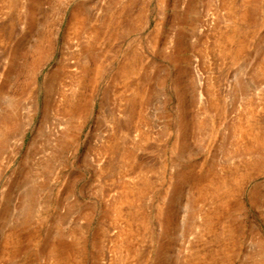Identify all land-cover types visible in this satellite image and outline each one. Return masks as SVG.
<instances>
[{
  "label": "rangeland",
  "instance_id": "1",
  "mask_svg": "<svg viewBox=\"0 0 264 264\" xmlns=\"http://www.w3.org/2000/svg\"><path fill=\"white\" fill-rule=\"evenodd\" d=\"M222 1L0 0V114L9 118L0 132V246L19 209L31 213L0 264H49L48 239L71 251L63 264H264V72L256 68L264 0L249 3V20L236 21L228 40ZM75 14L111 16L115 28L76 36ZM87 46L93 58L78 60ZM81 59L87 74L72 86ZM124 59L135 64L134 81L155 72L136 116L125 114ZM71 95L78 107L67 110ZM114 120L125 134L112 170L109 149L100 150ZM198 173L209 181L192 204Z\"/></svg>",
  "mask_w": 264,
  "mask_h": 264
},
{
  "label": "bare ground",
  "instance_id": "2",
  "mask_svg": "<svg viewBox=\"0 0 264 264\" xmlns=\"http://www.w3.org/2000/svg\"><path fill=\"white\" fill-rule=\"evenodd\" d=\"M254 1L255 0H242L241 1V7L239 9H236L234 0H223L222 1V3H223L222 5H224L226 8V14H225V17L223 19L229 20L233 24L231 30L225 36V38L227 40L230 38H233L234 36L237 35V33H236L237 31L235 32V29H233V26L237 27L236 21H238V20L248 21L249 20V15H250V11H251V9L249 8V3H252ZM112 19L113 18H111V16H110V17H107L106 19L104 18L101 21L97 22V21H92L86 15L84 16L81 14H75L73 16L71 22H70L71 30H73V32L76 36H79V35L85 36V37L93 36L94 38H98L99 36L103 35V32H108V31H110L111 28H115L114 24L116 23V21L114 23L115 19H113V20ZM177 20L179 23H182V22L186 21V16L182 14V15L177 17ZM216 28L218 29L219 27L217 26ZM109 36H111V34ZM201 42H203V41H201ZM201 42H200V44H201ZM174 43L176 44V46H178L179 44L181 46L183 43V39L181 37L177 36V38L174 40ZM241 51H242V45L239 44V47L237 48V53H240ZM90 52H91V50H90L89 46L84 47L82 50H80V52L78 54L79 55L78 60L80 59V57L82 55L84 58H86V59L88 58L87 60H89V57H90V59H92L93 55H91ZM262 52H264V49ZM83 61H84V59L83 60L81 59L80 61H78L79 71L72 72L70 75L72 86L81 85L80 83H83V81L86 77L88 67H86L83 64ZM132 62L126 61V60L123 61L119 65L120 67H119L117 74L120 78L124 79V83L122 84L123 85L122 90L128 91V92L124 93V96H126V97L128 96L127 101H126V105H128V111H125V114H126V112L127 113L129 112V115H131V116L135 115L136 116V114L138 113L136 111V100H137V98H139V100H140L143 97V93H144V89H145L144 80L147 81V79L152 78L151 76L155 72L151 71L149 74L145 73L143 75V77H139L138 80L134 81L132 74L136 72V70H135L136 67L134 68L135 64H133ZM256 68L257 69L259 68L264 72V53H263V55L259 56V59L256 62ZM56 76L58 78H60L61 73L57 72ZM56 81H58V80H56ZM208 92H210V91L208 90ZM126 93H127V95H126ZM199 93H201L200 90H199ZM74 99H75V97L73 98V95H71L69 97V99L67 101H65L66 104H65L64 108L67 110L76 109L78 107V102ZM12 104H10V105H12ZM12 107L14 108V105H12L11 108ZM187 116H188V114L186 113V115H185V111H183L181 120H182L183 128L185 130L188 128V130L190 132V126L188 125V123H190L191 121L188 119ZM138 118H141V114H138ZM118 121L114 120L112 122L111 132L108 135V138H107L104 146L100 150V153L107 154L106 151L109 149L110 153L108 151V154H107L108 157L107 158L109 159L108 163H109V166L112 170H113V160L114 159L111 157V154L112 153L113 154L120 153L122 155L120 145H121V140L125 134V133H123L122 126L120 124H118L119 123ZM8 122H9L8 115L6 113L0 114V132L8 125ZM197 127H199V126H197ZM1 145H2V142L0 139V146ZM242 150L244 152H248L250 150V148L248 147V145H244ZM117 158L119 159V157H117ZM123 158L125 160H128V159H130V156L128 155V156L123 157ZM109 166H107V167H109ZM105 170H107V168ZM177 175H178V177H180L181 180H184V177H181L182 175L180 176V173H178ZM191 177L193 179L194 185L192 187L193 191L191 192V196L189 197V199H190L191 203L194 204L195 200L197 198H199V196H202L205 194L206 189H207L206 181L207 182L209 181V175L204 174V173H198L195 175H191ZM176 183H180V181L178 180V181H176ZM126 188L127 189L129 188L131 190L129 185ZM33 192H34V189H30V191H28L25 194V200L30 204H31ZM135 196H136V193L131 194V196L129 195L128 200H135V198H136ZM19 210H20L19 211L20 222H18L19 224L17 226H15L16 228L9 227L7 229V231L4 235V238L2 240V246H0V249L2 251H8L10 249V247L16 243V241L13 239L14 238L17 239V235L19 234L20 229H17V227L21 228V226H22L23 227L22 229L26 228L24 225H26L30 220L29 217H30L31 213H30L29 209H25L24 207H21ZM112 210L115 211L114 208ZM223 210H225V209L219 210L217 212V215L221 214L223 212ZM207 225L209 228L211 227V223L209 220H207ZM50 232L53 235V232L51 230H50ZM124 232H125V229H122L118 232V234L116 236L117 237V239H116V245L117 246H119V244H120L119 239L122 237ZM51 233L49 234L50 236H51ZM4 243H6V244H4ZM47 243L48 244L42 248L41 252L44 253L45 256L47 257L48 263L49 264H63L62 259L64 257V254L69 253V255H70L71 251H69V250H67L68 252L65 251V249H64L65 247H62L61 244H59L60 242L54 241L53 239H48Z\"/></svg>",
  "mask_w": 264,
  "mask_h": 264
}]
</instances>
